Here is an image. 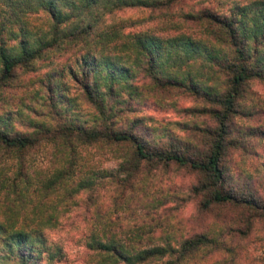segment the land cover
<instances>
[{
	"label": "trees",
	"instance_id": "16d2710c",
	"mask_svg": "<svg viewBox=\"0 0 264 264\" xmlns=\"http://www.w3.org/2000/svg\"><path fill=\"white\" fill-rule=\"evenodd\" d=\"M131 7L177 10L136 28L143 18L114 17ZM58 53L73 92L42 71ZM255 80L264 81V0H0V264H46L61 254L44 232L63 229L78 207L87 264H254L247 241L264 225V162L254 176L228 158L248 156L252 137L264 141ZM173 92L193 104L169 103ZM157 93L194 119L139 114ZM42 149L51 167L32 155ZM169 170L194 181L162 196L154 177ZM133 198L146 207L128 225ZM170 200L196 202L185 234L161 228ZM226 209L234 210L229 220ZM209 214L215 222L202 227ZM34 241L50 244L38 250Z\"/></svg>",
	"mask_w": 264,
	"mask_h": 264
},
{
	"label": "rangeland",
	"instance_id": "374dc122",
	"mask_svg": "<svg viewBox=\"0 0 264 264\" xmlns=\"http://www.w3.org/2000/svg\"><path fill=\"white\" fill-rule=\"evenodd\" d=\"M177 8H172L169 10L170 12L176 11ZM169 11H161V10H151V9H146V8H128L125 10H120L115 12V18H134V19H141V24L140 26H136V28H142V27H154L155 25L161 24L162 21L165 18H170ZM168 16V17H167ZM170 20V19H169ZM52 55V53H51ZM57 56L52 59L51 62H46L42 66V71H49V72H54L56 73V82H57V90L59 91H65L68 87V93L73 92L74 88L71 86L70 79L68 78V73L67 72H62V69L64 66L67 64L66 63V57L65 56H59V53L56 54ZM52 58V57H51ZM40 64L39 62L37 65ZM69 84V85H67ZM66 85L67 87H65ZM249 89L254 92V96L260 99H264V81H259L255 80L249 83ZM164 95H160L159 93L155 95L149 96V100L147 101V104L142 105L141 112L139 114L143 115H151L155 117L157 120H164L167 121H181V120H193L194 118L191 116H186L184 113H178L176 109L171 106V105H166L163 104V97ZM166 100L171 102L172 100H176L178 104L181 107H186L190 106L193 104V100L191 97H187L185 95L173 92L169 93V95H166ZM255 97V98H256ZM169 102V103H170ZM250 102V101H249ZM248 102V103H249ZM166 103V102H165ZM86 106L83 105H78L79 111L81 113H85L87 109L85 108ZM264 118V116H262ZM199 120V119H197ZM236 123H241V124H259V117L255 116L252 119H247V118H241V117H236ZM152 124L157 125L158 122H152ZM164 126H167V129L172 130V135L173 136H182L184 134L183 130H180L177 128L174 124H166V122L163 123ZM236 125V124H235ZM238 127V124H237ZM261 135L260 138L258 137H252L250 139L251 143L253 144V148L248 149L249 154L248 156H244L243 158H240L236 153L232 155V153L229 155L228 158V163L232 165V167H235V169H244L247 174L250 175H257L259 172V168L261 167V163L264 162V141H261ZM264 140V138H262ZM252 150V151H251ZM34 155L35 159L37 160V164L40 167H48L51 163L50 161V152H44V150H36L35 152L32 153ZM240 162V160H242ZM104 161V160H103ZM110 162H103V165H107ZM249 170V171H248ZM257 170V171H256ZM163 175H158L154 177V182L160 181V187H159V192L162 190V196H167L169 195V190L171 192L177 190H184L187 185H189L191 182L194 181V177L187 175L185 173H178L176 171L169 170L168 173L162 172ZM253 179V176H252ZM254 180V179H253ZM152 187V186H151ZM151 187L148 189L151 190ZM143 193L141 191H136L135 192V197L138 195H142ZM154 192L151 193L153 195ZM104 206L105 209H107L110 204L112 205L111 198L107 197L104 200ZM131 209H129V219L126 220L128 225H132L138 220H141L144 216V211L146 204L144 206L142 205L143 203L137 202L136 198H133L131 200ZM83 207H78L75 209V211L69 216L70 222L68 224H65L63 226V229L58 227L56 229H47L44 232V235L47 236V238L51 241L54 242V244H57L58 246L60 245V248L63 249V252L61 254H57L54 256L53 259L48 260V257L44 259V262L46 264H87V260L89 259L87 255V250L84 247L83 242L80 238L81 233L84 231V225L86 222L83 221V217L81 216V213L84 212ZM93 210V209H92ZM160 212L163 213V217H161L163 226L161 228H165V230L170 229L172 227L170 224L174 225V228L178 229L174 231L175 235H180V234H185L189 228H190V222H193L194 217H196L198 213V209L196 206V202L194 200H191L187 202L186 204L184 203L183 206H176L175 202H172L171 200L169 201L168 204H164L160 207ZM166 211V213H165ZM225 213L222 215V219L226 218L227 220L231 219V217L234 215V210L233 209H226L224 211ZM3 214L2 208L0 207V215ZM2 216V215H1ZM203 220V226L205 227L208 224H213L215 222V218L213 214H209L205 216ZM63 219V218H62ZM188 219H190L188 221ZM63 221H66V217L63 219ZM183 223V224H180ZM161 228L158 229L157 232L161 230ZM144 230L147 228L144 227ZM36 239V237H34ZM249 246L247 247L248 249V257L255 259L254 264H263L264 263V225L258 226L256 228L255 232H252L250 235V239L247 241ZM35 246L38 247V250L42 248H46L49 246L45 244L44 246L42 244H39L38 242H35ZM52 245V244H51ZM53 247V246H52ZM50 251L52 252V249L50 248ZM48 254V253H47ZM53 254V253H52ZM13 264V263H10Z\"/></svg>",
	"mask_w": 264,
	"mask_h": 264
}]
</instances>
